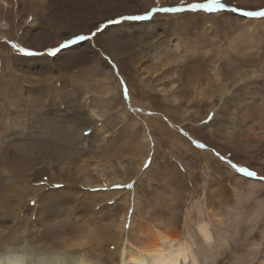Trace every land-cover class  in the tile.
<instances>
[{
  "label": "rangeland",
  "instance_id": "obj_1",
  "mask_svg": "<svg viewBox=\"0 0 264 264\" xmlns=\"http://www.w3.org/2000/svg\"><path fill=\"white\" fill-rule=\"evenodd\" d=\"M191 2L195 0H27L17 17L14 0H6V6L0 0V24L8 33L0 37V180L3 168H13L17 178L26 171L19 182L28 186L22 194L0 181V251L9 247L37 264L38 258L54 251L58 257L50 264H71L77 257L94 264H117L119 243L127 237L135 241L139 226L183 231L186 213L190 227L198 221L194 204L200 202L227 231L230 250L217 264H231L234 255L244 258L252 245L259 248L250 264L263 260L264 180L248 199V181L223 176L236 167L264 175V144L261 147L253 138L263 132L237 137L241 124L236 104L240 106L241 100L233 97L239 89L232 87L233 76L227 82L230 92L220 101L215 97L211 111L207 108L211 99L207 96L203 103L195 93L197 84L189 83L191 76L204 70L213 77L212 66L222 69V75L226 68L234 75L226 65L231 61L243 64L241 73L250 72L248 61L257 57L258 47H264V26L259 27L264 18L243 13L264 7L255 10L238 0H222L228 11L157 13L148 20L108 23L144 15L155 7ZM30 13L35 15L31 27L25 23ZM174 15L181 18L180 27L173 26ZM200 15L208 17L215 35L206 25H196L197 20L203 22ZM243 21L251 22L252 31L246 32ZM186 22L191 28L183 26ZM102 25L91 40L64 48L56 56L25 55L12 47L18 44L42 53L66 39L91 35ZM176 37L180 51L172 47ZM53 88L59 93L53 94ZM241 92L246 99L256 98L245 88ZM231 97L234 102H226ZM209 114H213L210 121ZM173 132L190 148L173 144ZM62 135H71L67 145ZM194 141L205 147L198 148ZM35 189L39 191L33 195ZM105 192L111 199L98 196ZM91 195L97 204H91ZM118 221L123 222L122 233L117 231ZM80 234L96 235L101 242L65 247Z\"/></svg>",
  "mask_w": 264,
  "mask_h": 264
},
{
  "label": "bare ground",
  "instance_id": "obj_2",
  "mask_svg": "<svg viewBox=\"0 0 264 264\" xmlns=\"http://www.w3.org/2000/svg\"><path fill=\"white\" fill-rule=\"evenodd\" d=\"M26 1L27 0H14L13 5L15 6V10H16L15 12H16L17 17L18 16L20 17V13L23 11L22 8H23V5H24V3ZM238 1H239V4H245L246 6H249V8H252V9H255V10L264 7V5H263L264 1L261 4L257 5V6L253 5V3H252V2H256V0H238ZM3 2L5 3L4 5L6 6L7 5L6 4V0H3ZM34 16L35 15L33 13H30L29 15L26 16L25 23L28 24L29 27L34 26V22H33ZM200 16L202 17V15H200ZM203 17H202L203 18V22L197 20V24L196 25L198 27H203V26L205 27V25H206L207 26L206 29H209V30L211 29L210 30L211 31L210 35L211 34L215 35V31L213 30V27L211 28L210 24L207 25L208 22L206 21V18H208V17H206V16H203ZM223 18H225L224 14H223ZM28 19L29 20L31 19V20L27 21ZM170 19H171V21H173V26L174 27H176V26L178 27L180 25V20L179 19H181V18L179 17V15H174V16L170 17ZM227 20H229V19L227 18ZM194 21H196V20H194ZM215 22H217V21H215ZM243 22L244 23L242 24V27L246 28V32L252 31L251 22H249V21H243ZM189 23L190 22H186L185 24L183 23V26L186 25V27L188 28V27H190ZM259 24L262 25V26L259 25V27H263L264 26V22L263 21L260 22ZM2 27H3V25L0 24V37H2V38L8 37V33L4 32V29ZM260 30H261V28H260ZM173 42H174V45H172V47L175 50L180 51L181 43H180L179 37L174 38ZM261 45L264 46V41L261 42ZM251 46L254 47L255 45L251 44ZM257 50H256L257 52L255 54V56H257V57H254L253 59H250L248 61V64H249L248 67L250 68V70L249 69L248 70L250 72H242L241 73L240 70L244 67L243 64L231 61V64H229V62H228V63H226V65L231 67L232 71L234 72V75H232L229 72L228 68H226L227 72L222 75V74H220L222 69L219 72V69L215 70L214 66H212L213 68H211V70H213V77H210L209 76L210 73H207V70L206 71L204 70L202 73L194 75L195 78L193 76H191L190 79H191L192 84L191 83H189V84L190 85H193V83L197 84V86L195 87V88H197V90H196L197 92H195V93L198 96H200V98L202 99V102H203V99L205 97H207V96L211 99V101H210V103L208 104V107H207L209 109L208 111H211V110H214L215 106H216V104H214V101L212 102V100L215 97H218L219 101H220L223 97L226 96V94L228 92H230V90H228L227 82L229 80L231 81L232 76H233L234 79H233V81L231 83L232 87L239 88V89H237L236 92L233 93V97L235 98V96L236 97L239 96V98L241 100V101L237 100V101H239L237 103L241 104L240 106L236 104V106L240 108L237 112H238L239 123L241 124V126H239L240 128L238 130L237 137L238 138H242L243 136L250 135L251 133H254V132H257V131H262L263 133H259V134H256V135L254 134L255 137L252 136L253 138L257 139V140H254V141L258 145H260L262 147V145L264 144V47H262L261 49H259V47H258ZM212 62H210V63L212 64ZM211 64H209V65L211 66ZM169 65H170V63H167L165 66L168 67ZM220 65H222V64H220ZM224 65L225 64H223V66ZM203 67H205V65ZM207 68L209 70V67H207ZM222 68H224V67H222ZM173 71L177 72L175 70V68L173 69ZM186 71H188V70H186ZM108 76H109V74H108ZM104 78H106V77H104ZM101 82H103V81H101ZM187 87H189V85H187ZM242 88H243V90L245 88V93L247 92L250 95L251 94L252 95L255 94L256 98H254L253 100L246 99L244 97V95H242V92H244V91L241 92ZM189 89H192V88L190 87ZM50 90L52 92V91H55L56 88H53V89H50ZM58 91H55V93H59ZM55 93H53V94H55ZM233 97H231V99H226V102L229 101L228 103H230V100H231V102H234V98ZM165 98H167V97H165ZM168 98H169L168 102L170 101L173 104L174 100H173L172 96H169ZM201 99H200V101H201ZM135 103L136 102H134V105H135ZM201 107H200V109H201ZM84 129L85 128H82V131H85ZM55 130L58 131V129H55ZM174 133L175 132H173V135H172L173 136V144H175L177 146L180 145L183 148L189 149L190 148V144L186 141V139L182 138L181 136H178L177 133H175V134ZM71 135H69V136H71ZM251 135H253V134H251ZM69 136L68 137L67 136L64 137L62 135V136H59V137L63 141H65L64 143L67 145L69 143V140L71 139V137L69 138ZM228 138L231 139L230 135H228ZM232 138H235V133L232 134ZM58 140L60 141V139H58ZM60 142L63 143L62 141H60ZM208 145H210V143ZM58 147H59V145H58ZM241 150H245L246 151L247 149H246V147H244V148L242 147ZM194 154H197V153H194ZM66 156H68V155H66ZM198 156L201 157L202 155L200 156V154H199ZM55 157H57V156H55ZM199 159L200 158H198V160ZM207 160L205 159L204 161H207ZM204 161L202 160V162H204ZM49 162H51V161H49ZM31 163L29 164V162H28L29 165H32ZM200 164H201V162H200ZM215 168H216V166H215ZM218 170H219V168H218ZM1 171H2L1 172L2 179L0 181L2 183H4V186L5 185L6 186H10L11 185V187L16 186L15 190L18 193L24 194L23 190H24V188L28 189V186L23 184V183H21V182H19V181H23L25 179L24 177H25V172L26 171H23L21 173V175H20L21 177H18V178L14 177V175H15L14 171L15 170L13 168H3ZM220 172H222V171H220ZM260 174L262 176H264L263 173H260ZM261 175L258 176L257 174H254L252 172H248L247 173V172L243 171L241 168L238 169L237 167L233 168V171L229 170V172H226L225 174H223V176L228 177L231 180L248 181L249 185H248V191L246 193V198H248V199L253 197V196H255L256 193L260 190L259 187L262 186L260 184V182H262L264 180V177H261ZM0 178H1V176H0ZM113 179H115V178H113ZM118 182H120V181H118ZM38 191L39 190H36V193H34V190H32V193H34L33 195L38 194L37 193ZM41 191L42 190H40V192ZM108 193L109 192H107V193L106 192L105 193H98V196L100 198H102V200H108V198L111 199L110 196L108 197V195H109ZM116 193H118V192H116ZM111 194H113V193H111ZM29 195L31 196V194H29ZM113 195H112V197H113ZM116 196H119V195H116ZM91 197L92 198L89 199L91 204H93V205L97 204L98 199H96V196L95 195L94 196L91 195ZM84 199H86V198H84ZM99 201H101V199ZM194 209L198 212V215H199L198 221L194 222V223L192 222L193 227H190L187 224V221L189 220V217H188L189 214L186 213L187 215H186V218H185V223L183 225V229L184 230L180 231V232L179 231H174V230L171 231L170 229L160 230L156 225H152V224H146L145 229H142V226H139V228L137 229V233L139 235H138V238L135 241H132L131 239H129L127 237V238H125L124 243H122V241H121V243H119V250L117 251V253H118V262H117V264H161V256L159 254L162 253L163 251L167 250L168 248H170L174 244H177V245L178 244H187L190 247V252H189L188 257H187V264H217V260L219 259L221 254L226 252V251L229 252V250H230L229 240L225 236V233L227 231L226 230L223 231L222 228L220 227L222 224H221L220 220H218L216 218V216H215L216 214L215 215H211L210 210L207 209L205 206H203L202 203L196 202L194 204ZM261 211L262 212L264 211V202L261 203ZM130 225H131V222H130ZM116 227H117V229H119L117 231L122 233L123 222L122 221H120V222L118 221ZM19 229H20V227H19ZM227 230H228V228H227ZM91 233H93V232H91ZM76 236H77V238L74 240V242L71 243L68 246H65V247H68V248H74V247L84 248V246L89 245V243L98 244L99 242H101L100 237L96 238V235H95V237H91V238L90 237L88 238V237L84 236L83 234L76 235ZM262 236H263V239H264V230L262 232ZM85 238H87L88 241ZM118 238L120 240L122 239L121 236H119ZM258 248H259V245H252L251 249H247V253H246L244 258H242V257H240L238 255H234V257H233L234 260H233V262L231 264H250L251 260L254 258L253 255H255L256 250H258ZM55 254H56V252L54 251V253L42 255V257L38 258V264H50V263H52L58 257V255H55ZM26 255L27 254H24L23 252H20V251L18 252V251H15L13 249H10L9 247H5L2 251H0V264H9V261L11 259H20L23 262V264H37V262L30 260V259H33V258L29 259L27 257L28 255L27 256ZM252 256H253V258H252ZM71 264H94V263L91 262V261H88L85 258L77 257L76 259L71 261ZM181 264H185V262L181 261ZM259 264H264V258H263V260L260 261Z\"/></svg>",
  "mask_w": 264,
  "mask_h": 264
},
{
  "label": "snow or ice",
  "instance_id": "obj_3",
  "mask_svg": "<svg viewBox=\"0 0 264 264\" xmlns=\"http://www.w3.org/2000/svg\"><path fill=\"white\" fill-rule=\"evenodd\" d=\"M228 6L222 2V0H195V2L191 3H186L183 6H173V7H155L152 8L150 11H148L144 15H127V16H122L118 20H110L108 21L109 24H114V23H120L124 20H132V21H143V20H148L151 19L155 14L161 13V14H177V13H183V12H192V13H197V12H204L207 14H212V13H217V12H223V11H228ZM231 11H237V9H231ZM243 15L247 17H260L264 18V10L261 11H245ZM104 26L102 25L101 28H98L96 31H94L91 35H77L71 39H66L63 43H61L57 47H50L47 48L44 52L39 53L35 52L26 48L21 47L18 44H12V47L16 49L18 52L25 54V55H48V56H56L58 53H60L64 48H67L71 45H74L80 41H85V40H91L95 35L97 34L98 31L102 30ZM123 84V81H122ZM124 95L126 98L128 97V91H127V85L124 84ZM96 113H93V116H95ZM213 114H209L208 116V121L212 119ZM207 122V121H205ZM90 132H85V135H89ZM187 135V134H186ZM196 146L198 148H204L205 145L199 142H195ZM217 155H219L217 153ZM222 159V157H221ZM151 163V160L147 161L144 165L145 168L149 166ZM133 185L128 184L127 187L131 188ZM116 187H120L117 185ZM33 203H35L33 201ZM203 230V229H202Z\"/></svg>",
  "mask_w": 264,
  "mask_h": 264
},
{
  "label": "clouds",
  "instance_id": "obj_4",
  "mask_svg": "<svg viewBox=\"0 0 264 264\" xmlns=\"http://www.w3.org/2000/svg\"><path fill=\"white\" fill-rule=\"evenodd\" d=\"M190 247L187 244H174L159 255L161 256V264H181L184 261L187 264V257ZM9 264H23L20 259H11Z\"/></svg>",
  "mask_w": 264,
  "mask_h": 264
}]
</instances>
